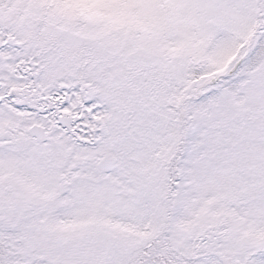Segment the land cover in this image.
Returning a JSON list of instances; mask_svg holds the SVG:
<instances>
[{"label":"snow or ice","instance_id":"1","mask_svg":"<svg viewBox=\"0 0 264 264\" xmlns=\"http://www.w3.org/2000/svg\"><path fill=\"white\" fill-rule=\"evenodd\" d=\"M0 264H264V0H0Z\"/></svg>","mask_w":264,"mask_h":264}]
</instances>
